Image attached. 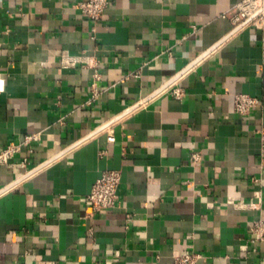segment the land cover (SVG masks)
Masks as SVG:
<instances>
[{"label":"crops","instance_id":"crops-1","mask_svg":"<svg viewBox=\"0 0 264 264\" xmlns=\"http://www.w3.org/2000/svg\"><path fill=\"white\" fill-rule=\"evenodd\" d=\"M84 1L0 0V151L39 135L0 166V264H264V28L233 32L242 0H109L98 23ZM106 170L119 199L94 212Z\"/></svg>","mask_w":264,"mask_h":264},{"label":"built area","instance_id":"built-area-1","mask_svg":"<svg viewBox=\"0 0 264 264\" xmlns=\"http://www.w3.org/2000/svg\"><path fill=\"white\" fill-rule=\"evenodd\" d=\"M109 0H86L79 3L78 7L81 12L90 20L98 23L103 20L106 9L108 8ZM233 23V32H238L248 27H255L257 29L264 28V0H242L238 3L233 12L230 14ZM63 67L73 68L78 65L95 70L94 78L100 79L97 69V63L91 60V57L86 55H69L61 59ZM177 79V78H176ZM173 79L167 85L163 86L158 94L170 93L175 99H182L185 95L184 90L179 87ZM157 94V95H158ZM97 96L94 92L93 98L89 100L91 104L93 99ZM143 104V103H142ZM261 107V101L257 97L246 93H237L234 96V110L240 116H247L256 108ZM260 138L261 149L260 158L264 165V125L258 130ZM39 140L38 134L28 135L21 143H10L5 149L0 151V166L9 165L16 157L22 147L31 143V141ZM116 138L113 133L108 135L109 142H115ZM105 154V152H103ZM201 159L199 152L192 154V160L197 162ZM27 159H24L23 166H26ZM122 180L121 171L106 170L93 184L87 200L92 206L94 212H104L114 208L117 205L119 195L118 191ZM230 202L237 208L252 207L253 203L235 202L230 199ZM252 233L255 235L257 241L264 240V222L262 220L255 221L251 227ZM204 256L196 252H188L178 255L174 258L172 264H198Z\"/></svg>","mask_w":264,"mask_h":264}]
</instances>
